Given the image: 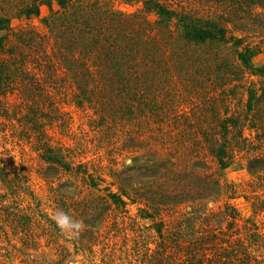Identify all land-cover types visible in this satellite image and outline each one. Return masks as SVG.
<instances>
[{"label":"trees","instance_id":"obj_1","mask_svg":"<svg viewBox=\"0 0 264 264\" xmlns=\"http://www.w3.org/2000/svg\"><path fill=\"white\" fill-rule=\"evenodd\" d=\"M139 2L141 11L125 13L109 0H0V117H9L7 98L15 96L40 160L79 171L96 189L85 165L74 169L44 131L42 104L53 95L43 84L59 82L76 107L93 109L97 125L111 128L117 150L132 153L124 170L149 179L130 194L126 171L120 170L113 174L114 190H105L108 205H135L155 234L145 264H264V234L251 219L237 228L233 207L201 209L223 192L220 174L238 155L248 173L262 180L264 65L256 68L252 59L264 53V0H219L224 11L205 17L158 0ZM42 7L49 10L41 20L44 35L10 27L12 20L38 18ZM177 89L191 105L186 152L180 140H173L177 149L171 155L162 147L144 150L145 140L153 139V131L167 123V111L180 102ZM123 137L133 147L121 144ZM9 175L0 160V183L12 190ZM182 204L191 210L187 228L183 221L168 227L164 215ZM25 218L22 209L13 213L16 227Z\"/></svg>","mask_w":264,"mask_h":264},{"label":"rangeland","instance_id":"obj_2","mask_svg":"<svg viewBox=\"0 0 264 264\" xmlns=\"http://www.w3.org/2000/svg\"><path fill=\"white\" fill-rule=\"evenodd\" d=\"M158 1L200 17L225 9L219 0ZM109 2L113 8L125 13L142 9L139 0H131L128 4L124 0ZM52 9H58L56 4ZM48 14L49 10L42 7L38 18L12 20L10 27L15 31L34 29L44 35L46 30L41 20ZM148 18L155 20L152 15ZM252 64L256 68L262 67L264 53L254 57ZM43 86L53 95L42 104L45 117H40L46 124L44 131L49 143L63 149L66 160L74 169L78 164L85 165V175L92 177L96 189L88 185L90 179L83 181L79 171L65 172L40 160L33 146L34 135L23 122L19 101L15 96H9L8 105L16 114L10 111L9 117H0V160L14 184L9 190L0 183V261L3 264H145L146 256L155 249L157 242L148 222L139 218L136 206L129 202L125 208L118 209L105 201V190H114L113 174L126 171L124 166L131 164L132 153L117 150L119 143H116L111 128L97 125L93 109L76 107L71 101V92L64 93L62 84L52 83L50 87L46 81ZM177 91L180 102L173 104V111H167V123L153 131V139L145 140L144 150L162 147L171 155L177 149L176 141L180 140L179 145L186 152L190 130L185 118L191 105L187 102V93L182 89ZM130 132L131 137L136 136L135 131ZM249 134L244 131V136ZM121 142L128 148L133 147L128 137H123ZM182 161L186 164L187 156ZM125 174L124 186L130 194L140 184L149 182L144 173L132 176L133 172L126 171ZM260 177L262 180L250 175L246 159L238 155L220 174L223 192L205 202L201 209L219 212L229 205L238 212L237 228L251 219L264 234V205L261 204L264 202V172ZM18 208L27 216L18 220L20 227L13 221V213ZM57 211L67 212L85 225L79 237L61 235L52 219ZM190 211L187 204L174 206L163 220L168 227L183 221V227L187 228L184 219L187 220ZM220 225L224 226V222L220 221Z\"/></svg>","mask_w":264,"mask_h":264},{"label":"clouds","instance_id":"obj_3","mask_svg":"<svg viewBox=\"0 0 264 264\" xmlns=\"http://www.w3.org/2000/svg\"><path fill=\"white\" fill-rule=\"evenodd\" d=\"M52 219L61 235L68 238L79 237L85 228V225L80 220L73 218L64 211H57Z\"/></svg>","mask_w":264,"mask_h":264}]
</instances>
